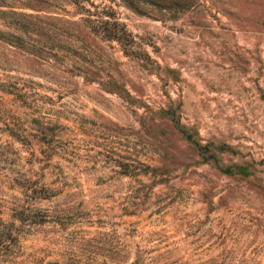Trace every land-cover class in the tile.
Masks as SVG:
<instances>
[{"label": "rangeland", "instance_id": "374dc122", "mask_svg": "<svg viewBox=\"0 0 264 264\" xmlns=\"http://www.w3.org/2000/svg\"><path fill=\"white\" fill-rule=\"evenodd\" d=\"M135 3L0 0V264H264V0Z\"/></svg>", "mask_w": 264, "mask_h": 264}, {"label": "trees", "instance_id": "16d2710c", "mask_svg": "<svg viewBox=\"0 0 264 264\" xmlns=\"http://www.w3.org/2000/svg\"><path fill=\"white\" fill-rule=\"evenodd\" d=\"M126 1V3L130 6H134V8H136V0H124ZM100 23H108V18H103L99 20ZM107 31L104 33V36H106L107 38H118L119 35L116 31L114 30H110V29H106ZM143 170V169H141Z\"/></svg>", "mask_w": 264, "mask_h": 264}]
</instances>
